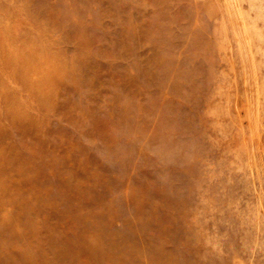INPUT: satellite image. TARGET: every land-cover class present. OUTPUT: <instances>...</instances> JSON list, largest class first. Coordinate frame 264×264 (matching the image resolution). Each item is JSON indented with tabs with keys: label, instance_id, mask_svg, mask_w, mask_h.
Segmentation results:
<instances>
[{
	"label": "rangeland",
	"instance_id": "obj_1",
	"mask_svg": "<svg viewBox=\"0 0 264 264\" xmlns=\"http://www.w3.org/2000/svg\"><path fill=\"white\" fill-rule=\"evenodd\" d=\"M153 251L264 264V0H0V264Z\"/></svg>",
	"mask_w": 264,
	"mask_h": 264
},
{
	"label": "bare ground",
	"instance_id": "obj_2",
	"mask_svg": "<svg viewBox=\"0 0 264 264\" xmlns=\"http://www.w3.org/2000/svg\"><path fill=\"white\" fill-rule=\"evenodd\" d=\"M107 244V243H106ZM105 244V245H106ZM113 242H109L108 247L111 248ZM153 254L155 255L154 258L152 259V263L151 264H174L168 260H165L163 258V255L160 251H153Z\"/></svg>",
	"mask_w": 264,
	"mask_h": 264
}]
</instances>
